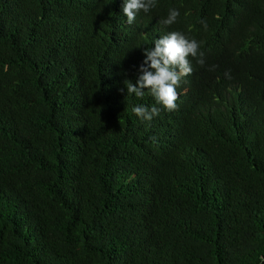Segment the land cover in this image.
<instances>
[{
	"label": "trees",
	"instance_id": "16d2710c",
	"mask_svg": "<svg viewBox=\"0 0 264 264\" xmlns=\"http://www.w3.org/2000/svg\"><path fill=\"white\" fill-rule=\"evenodd\" d=\"M122 6L0 0V264H264V0ZM172 31L205 64L142 121L124 82Z\"/></svg>",
	"mask_w": 264,
	"mask_h": 264
},
{
	"label": "clouds",
	"instance_id": "9594fccd",
	"mask_svg": "<svg viewBox=\"0 0 264 264\" xmlns=\"http://www.w3.org/2000/svg\"><path fill=\"white\" fill-rule=\"evenodd\" d=\"M156 7L157 0H123L122 11L127 23L131 25L141 11L148 13ZM179 16L180 12L172 8L162 20V24L173 25L177 23ZM201 23L207 30V23L205 21ZM200 47V43L195 39H189L182 32L172 31L156 39L152 48H144L145 59L138 68L135 82L125 80L124 83L127 96L135 95L137 98H143L147 90L154 97L156 104L151 107L144 104L134 105L132 112L137 117L142 121L151 122L160 115L162 109L168 112L178 110L177 88L184 78L193 72L189 57L196 59L200 66L205 64V53ZM121 91L123 92V89Z\"/></svg>",
	"mask_w": 264,
	"mask_h": 264
}]
</instances>
